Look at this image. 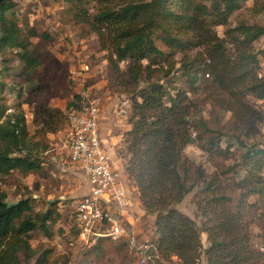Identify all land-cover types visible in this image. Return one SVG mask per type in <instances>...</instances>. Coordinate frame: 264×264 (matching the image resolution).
<instances>
[{"label": "trees", "instance_id": "trees-1", "mask_svg": "<svg viewBox=\"0 0 264 264\" xmlns=\"http://www.w3.org/2000/svg\"><path fill=\"white\" fill-rule=\"evenodd\" d=\"M17 1L0 0V49L17 48L24 66L32 68L40 62L29 41L37 32L23 35L18 22L7 17ZM63 1L73 24L87 27L102 49H110L106 59L116 82L133 92L130 127L123 134L125 171L144 210L155 217L152 241L162 258L176 256L180 264H200L202 258L205 264H264L253 240L257 204L250 200L264 202V146L246 144L235 129L226 131L215 121L227 112L234 126L258 118L249 97L264 99V47L254 45L264 25L241 20L229 26L230 15L249 0ZM250 1L253 13H264V0ZM220 25L222 36L214 29ZM175 71L184 85L171 90L167 80ZM81 102L77 94L66 112ZM200 102L215 109L214 127L199 113ZM6 108L0 96V178L14 170H38L42 162L23 112ZM190 144L206 154L213 171L190 160L184 152ZM195 188L200 224L176 207ZM54 222L52 209L36 212L28 197L9 202L0 186V264H49L47 251L29 241L32 232L47 234Z\"/></svg>", "mask_w": 264, "mask_h": 264}, {"label": "rangeland", "instance_id": "rangeland-1", "mask_svg": "<svg viewBox=\"0 0 264 264\" xmlns=\"http://www.w3.org/2000/svg\"><path fill=\"white\" fill-rule=\"evenodd\" d=\"M202 1L209 3V0ZM251 6L249 0L233 12L229 17V26H235L241 20L264 25V13H253ZM13 13V16L8 13L7 17L18 22L23 35L29 29L37 32V36L29 41L40 62L26 68L17 48L0 49V96L7 107L6 113L23 112L29 137L37 144V155L42 162L38 170L28 173L14 170L10 176L0 178V186L7 192L9 202L28 197L36 212L53 210L55 222L49 226L48 233L32 232L29 241L37 251H47L49 264H136L135 252L130 249L125 237L117 240L98 237L91 244L81 241L74 208L89 187L81 171L68 160L65 146L68 138L66 105L77 94L80 100L86 95L96 96L100 100V135L105 139L106 146L109 145L108 154L120 178L132 191L125 171L128 154L123 134L130 127L128 117L133 92L123 89L116 82L106 59L110 49H102L97 35L89 32L87 27L73 24L71 12L63 0H18ZM214 29L220 36L223 35V26H215ZM254 45L255 49L264 47V35ZM158 46L166 49L161 42ZM118 64L121 70L125 69L126 62ZM261 73H264V60ZM183 81L179 71H175L167 80V86L172 90L173 87L183 86ZM249 100L258 118L234 126L231 113L227 112L221 119L217 116L215 121L224 124L226 131L233 132L235 129L246 144L264 146V99L249 97ZM199 107V113L214 127L215 109L205 102H200ZM42 109H49L53 115L45 114ZM225 143L224 138L222 146ZM184 152L196 165L201 164L208 172L213 171L206 154L195 144L187 145ZM53 155L56 159L52 158ZM196 191L195 188L189 192L176 207L200 224L193 201ZM250 200L257 204L251 219L253 240L260 249L264 245V202L256 196ZM146 214L138 223V232L132 231L141 233L136 235L139 242L156 238L153 227L155 217ZM201 236L206 245V235ZM201 260L200 264H205V260ZM154 264L180 263L176 256L162 258L160 255Z\"/></svg>", "mask_w": 264, "mask_h": 264}, {"label": "built area", "instance_id": "built-area-1", "mask_svg": "<svg viewBox=\"0 0 264 264\" xmlns=\"http://www.w3.org/2000/svg\"><path fill=\"white\" fill-rule=\"evenodd\" d=\"M99 115V98L86 95L78 108L69 111L67 118L66 155L81 171L89 187L74 208L79 237L86 244L98 237L113 240L125 237L135 252L136 264H154L160 257L155 242L137 241L125 222L131 200L100 135ZM52 158L56 159L55 155ZM260 251L264 254V245Z\"/></svg>", "mask_w": 264, "mask_h": 264}, {"label": "crops", "instance_id": "crops-1", "mask_svg": "<svg viewBox=\"0 0 264 264\" xmlns=\"http://www.w3.org/2000/svg\"><path fill=\"white\" fill-rule=\"evenodd\" d=\"M101 137H102V135H101ZM102 139L105 141V139L103 137H102ZM108 146L109 145L106 146L107 150H108ZM109 150L111 151L112 148L109 147ZM121 182L125 186L127 193H128L130 200H131V207H129L128 212L125 216L126 217L125 222L130 226L132 231L138 232V230L136 228L138 227V223H139L141 217L144 215H147L146 211L142 207L141 202H140V198H139L138 194L135 192L134 187H131L132 191H133L132 192L128 188V185L122 181V179H121ZM138 234H141V233H135V235H138Z\"/></svg>", "mask_w": 264, "mask_h": 264}]
</instances>
